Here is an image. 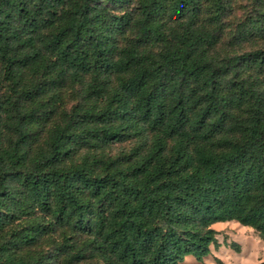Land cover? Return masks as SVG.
<instances>
[{
  "label": "trees",
  "instance_id": "trees-1",
  "mask_svg": "<svg viewBox=\"0 0 264 264\" xmlns=\"http://www.w3.org/2000/svg\"><path fill=\"white\" fill-rule=\"evenodd\" d=\"M238 1L0 0V264L264 240V0Z\"/></svg>",
  "mask_w": 264,
  "mask_h": 264
},
{
  "label": "rangeland",
  "instance_id": "rangeland-1",
  "mask_svg": "<svg viewBox=\"0 0 264 264\" xmlns=\"http://www.w3.org/2000/svg\"><path fill=\"white\" fill-rule=\"evenodd\" d=\"M247 0H239L233 7L230 17L243 14ZM229 17V18H230ZM255 42H245L239 48L248 49ZM126 142H116L109 145L108 149L114 151ZM216 230V245H209V253L203 260L209 264H217L214 258H219L224 264H252L263 257L264 240L257 232L247 225H242L234 220L217 221L212 224ZM231 242L233 244H231ZM187 264H195L192 257H186Z\"/></svg>",
  "mask_w": 264,
  "mask_h": 264
}]
</instances>
